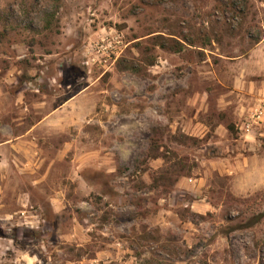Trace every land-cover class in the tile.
Listing matches in <instances>:
<instances>
[{"label": "rangeland", "instance_id": "rangeland-1", "mask_svg": "<svg viewBox=\"0 0 264 264\" xmlns=\"http://www.w3.org/2000/svg\"><path fill=\"white\" fill-rule=\"evenodd\" d=\"M263 36L264 0H0V264H264Z\"/></svg>", "mask_w": 264, "mask_h": 264}, {"label": "built area", "instance_id": "built-area-1", "mask_svg": "<svg viewBox=\"0 0 264 264\" xmlns=\"http://www.w3.org/2000/svg\"><path fill=\"white\" fill-rule=\"evenodd\" d=\"M89 63L99 64L105 71L111 69L123 52V44L118 36H104L91 45ZM264 117V107L261 105L250 112L241 129L251 131L255 125H259Z\"/></svg>", "mask_w": 264, "mask_h": 264}, {"label": "crops", "instance_id": "crops-1", "mask_svg": "<svg viewBox=\"0 0 264 264\" xmlns=\"http://www.w3.org/2000/svg\"><path fill=\"white\" fill-rule=\"evenodd\" d=\"M263 43H264V36L262 38H260L259 41H257L256 45L259 46V45H262ZM255 49L256 48H253L250 50V53H249V60L250 61L253 59V53H254ZM252 61L257 62V59L254 58V60H252ZM258 61L260 62V69H261L260 74L262 75V72H264V57H260V59ZM259 87H260V95L264 96V83L262 81L260 82ZM2 97L5 99V96H2ZM0 98H1V95H0ZM70 98L71 97L64 100V103H63L64 107H65V105H67L70 102V100H71ZM58 111H59L58 108H56L55 110L51 111L48 115L43 117L41 120H44L48 117H52ZM10 132H11L10 128H7V129L4 128L3 132H1V128H0V137H1L0 138V154H2L3 156L6 155L5 154L6 152H10L13 149L14 150L21 149L23 144H20V143H24L25 141L23 139L27 138L26 137L27 132H24V133L19 134L16 137L17 139L15 138V140H14V138L10 136ZM19 137H21V138H19Z\"/></svg>", "mask_w": 264, "mask_h": 264}, {"label": "trees", "instance_id": "trees-1", "mask_svg": "<svg viewBox=\"0 0 264 264\" xmlns=\"http://www.w3.org/2000/svg\"><path fill=\"white\" fill-rule=\"evenodd\" d=\"M187 41H189V40H187ZM259 41V40H258ZM179 43V42H178ZM181 44V43H180ZM181 50V48L180 49H178L177 51H180ZM257 221H252L251 223L252 224H254V223H256Z\"/></svg>", "mask_w": 264, "mask_h": 264}]
</instances>
